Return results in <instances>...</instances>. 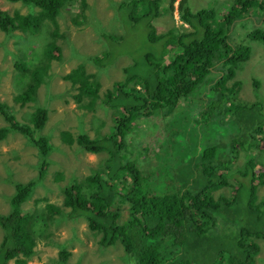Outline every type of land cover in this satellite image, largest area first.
I'll list each match as a JSON object with an SVG mask.
<instances>
[{"label": "trees", "instance_id": "obj_1", "mask_svg": "<svg viewBox=\"0 0 264 264\" xmlns=\"http://www.w3.org/2000/svg\"><path fill=\"white\" fill-rule=\"evenodd\" d=\"M7 1L22 3L28 13L10 14L0 10L1 34L39 31L50 22L57 36L58 17L75 0ZM164 1H109L116 15L129 9L125 18L128 24L146 23L147 41L142 44L146 50L141 54L128 51L115 56L114 53V59L125 54L131 63L123 69L124 79L115 82L101 100L113 121L109 134L92 139L88 134L74 137L70 132H61L64 143L77 144L93 154H108L105 172H93L81 182L74 180L64 187L63 207L47 200L42 209L30 211L23 207L41 179H46L53 162L50 156L54 144L49 136L40 134L48 123V110L38 108L30 125L21 124L14 110L0 102V112L9 124L0 128V140L11 131L26 136L38 152L39 173L26 183L14 181L16 189L8 199L9 210L0 214V227L4 231L0 264L12 260L26 264L37 253L36 231L46 228L48 222L62 219H85L92 231L102 235L101 247L122 248L119 260L123 259L125 264H222L224 261L254 264L257 260L260 246L252 237H264V199L260 204L257 201L261 198L257 180L264 183V172L259 173L261 166L257 162L260 160L264 168L261 82L254 80L256 102L245 105V101H233L238 97L241 82L230 84L229 80L235 78L237 69L249 59L251 43L264 44V0H231L224 13L206 7L193 11L190 0H180L178 7L177 0H167L170 12L177 10L181 25L187 26L183 30L174 26L159 33L154 22L165 12ZM79 3L80 12L71 17L76 26L87 24L84 12L89 5L86 0ZM36 6L41 8L37 14L33 10ZM92 18L95 22L93 13ZM250 19L254 22L252 29L246 31V23L242 26L248 39L234 43L236 25ZM123 28L128 27L123 25ZM96 30L101 32L98 26ZM14 36L24 38L21 34ZM104 38L99 41L116 50L120 46L118 39L125 36L104 33ZM48 45L51 59L60 49ZM111 53V50L102 51L89 59L94 58L98 68L105 70L114 62ZM75 55L83 56L77 52ZM84 67L85 62H81L65 78L79 91L77 99L81 107L93 111L99 98V83ZM40 71L43 74L47 70L38 67L31 74L38 83ZM28 85L31 91L16 97L21 106L33 98L32 91L36 90V84ZM159 119L166 121L163 130L167 134L162 139L156 137L155 143L163 142L164 148L155 162L143 167L136 161L141 156L134 153L140 125L155 124ZM183 126L185 142L193 143L194 147L190 167L179 177L181 172L175 173L167 158V146L177 139ZM204 132L217 134L207 138ZM242 152L246 157L242 167H233ZM56 174L55 179L62 180L63 174ZM230 178L237 184L233 194L216 196L215 191L229 186ZM242 212L246 217L237 218ZM227 216L234 219L228 221ZM253 216L257 217L251 219ZM228 222L231 228L226 225ZM69 257L70 253L63 247L55 264H67Z\"/></svg>", "mask_w": 264, "mask_h": 264}, {"label": "rangeland", "instance_id": "obj_2", "mask_svg": "<svg viewBox=\"0 0 264 264\" xmlns=\"http://www.w3.org/2000/svg\"><path fill=\"white\" fill-rule=\"evenodd\" d=\"M109 1L86 0L89 7L84 12L87 17L84 18V22L87 21V24L83 23L78 26L72 23L71 17L72 14L81 10L79 0H75L73 4L66 6L62 10V16L58 17L57 20L59 28L57 36L54 35V27L50 22H46L48 25H45L39 31L34 30L27 33L18 30L10 36L0 33V102L5 103L14 110L15 118L21 124L30 125L31 118L38 108L47 109L49 113L48 123L40 134L49 136L54 144V150L50 156L53 162L49 166L48 173L45 176L46 179L44 181L41 179L31 198L23 206L25 210L42 209L47 201L63 207V190L65 186H68L74 180L81 182L93 172H105L104 163L108 159L107 153L93 154L85 151L77 144L64 143L61 132H70L74 137L80 134H88L92 139L109 134L113 121H111L110 110L105 108L101 100L105 97V93L112 89L115 82L124 79L123 69L131 63V58L125 54L114 59V53L115 56L128 51L141 54L146 50L142 46L147 41L146 23L128 24L125 18L129 9H123L124 11L121 14L116 15L114 8H110ZM179 1L176 2L177 7ZM230 1L190 0L189 6L193 11L206 7L224 13ZM169 2L167 0L163 2L162 5L167 10L165 9L164 14L160 16L156 23L154 22L159 33L170 27L175 26L183 30L187 26L185 24L181 25L182 21L179 20L180 15L177 10L173 13L170 12L168 9ZM40 9L39 6L34 7V13H39ZM130 9L132 8L130 7ZM0 10L7 11L10 14L16 11H19L22 15L28 13L27 6H23L20 2L13 3L7 0H0ZM253 12L251 11L250 14H253ZM92 13L96 17L95 22ZM244 23H246L245 26H248L246 31L254 26L251 19L239 22L236 25L234 43L246 38L244 36L245 29L242 28ZM123 25L128 28H123ZM97 26L101 32L96 30ZM130 29L135 32H130ZM104 33L111 36L124 35L125 38H123V42V39L119 38L120 46L115 47L117 49L113 50L109 49L110 45L106 42L102 44L99 41L100 38H104ZM15 34H21L24 38H18L14 36ZM239 35H243V37ZM104 39L108 40V38ZM48 44L60 49L59 52L54 53L51 59H49L48 51L50 47ZM251 46L252 51L249 59L241 68L237 69L235 78L229 80L230 84L236 80L241 82L238 97L233 101L237 103L238 101H245L247 102L245 105H251L257 100L254 87L255 79L261 82L259 96L263 98L264 103V44L253 42ZM134 48L136 51L132 50ZM107 50L112 51L111 56L114 62L105 70H100L94 63V58L93 61L91 58L89 59V56L95 57L97 53ZM76 52L83 56L77 57ZM81 62H85V72L94 75L99 83V98L93 111L81 107V103L77 99L79 91L76 87L73 88L71 82L65 78ZM38 67L47 70L43 74L40 71L41 74L37 76L39 83L31 75ZM24 68L27 69L24 70ZM28 84L33 86L36 84V90L32 91L33 98L25 101L21 106L22 102L17 101L16 97L21 93L25 94L27 91H31ZM8 125L4 115L0 112V128ZM164 125H166L164 119H159L155 124L150 122L141 123L140 135L136 138L134 153L137 157L141 156V159L137 158L136 161L143 167L152 164L153 160L155 162L161 149L163 150V142L155 143V140L158 136L160 139L166 136L167 133L165 134L163 130ZM184 126L180 128L176 136L177 139L167 146L169 152L167 158L170 160V164L174 166L173 171L175 173L177 170V173L181 172L179 177L189 169V160L193 157L194 147L193 143L185 142L186 132ZM215 134L217 133L206 134L204 132V136L207 138ZM181 140H183L182 143ZM37 154L36 149L30 145L29 139L21 132L11 131L6 138L0 140V214L7 213L9 210L8 199L15 193L16 189L14 181L26 183L38 177ZM244 154L243 152L239 154L233 167H242V163L246 159ZM156 162L158 163L159 160ZM257 162L261 166L259 173H263L264 168L261 161L258 160ZM184 167L187 168L182 170ZM55 172L63 174L62 180L55 179L57 177ZM228 181L229 186H223L214 192L216 196H231V193L233 194L237 184L233 182V178L228 179ZM257 185L258 196L261 197L257 201L260 204L261 200L264 199V183L257 180ZM242 213L236 215L237 218L246 217V214ZM255 217L257 216H253L251 219ZM226 219L229 221L234 219V216H227ZM230 224L228 222L226 225L231 228ZM223 230L226 229L223 228ZM3 236L4 231L0 227V242ZM35 237L37 253L26 264H55L59 251L63 247L70 253L67 264L81 262L83 264H125L123 259L119 260L123 253L122 248L105 249L101 247L102 235L92 231L85 219H62L57 223L48 222L46 228L36 231ZM252 240H255L256 244L259 243L260 246L254 264H264V237H252ZM238 263L240 264V262ZM9 264H16L15 260L10 261ZM222 264L230 263L224 261Z\"/></svg>", "mask_w": 264, "mask_h": 264}]
</instances>
